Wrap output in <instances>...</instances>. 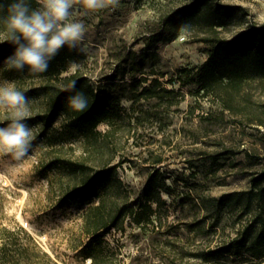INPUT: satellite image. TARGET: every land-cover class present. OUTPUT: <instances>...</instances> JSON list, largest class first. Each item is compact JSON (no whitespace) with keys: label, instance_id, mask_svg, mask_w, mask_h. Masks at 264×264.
Segmentation results:
<instances>
[{"label":"rangeland","instance_id":"rangeland-1","mask_svg":"<svg viewBox=\"0 0 264 264\" xmlns=\"http://www.w3.org/2000/svg\"><path fill=\"white\" fill-rule=\"evenodd\" d=\"M192 1L118 0L114 8L95 13L81 9L76 19L85 25L84 40L60 78L51 80V88L64 86L62 79L73 73L81 76L85 96L92 87L106 97L114 127L102 143L71 130L64 113L53 126L65 121L64 141L74 145L65 148L67 157L117 164L112 201L144 202L146 187L155 180L151 201L162 223L141 227L127 220L123 231L112 229L104 236L123 264H264V256H254L250 243L238 255L218 250L252 218L241 210L242 202H223L264 172V74L253 55H244L240 60L253 61L244 80L237 75L235 82L215 84L203 94L201 82L180 70L189 67L195 73L209 56L210 41L232 38L249 23L264 24V0H214L207 9L172 20ZM217 4L240 10L218 22ZM7 57H0V82H15L29 98L25 122L33 140L29 155L19 161L0 154V226H23L63 264H78L72 257L74 238L85 209L98 196L63 199L59 190L50 189L49 179L60 172L46 166L50 155L38 137L44 127L39 113L49 100L47 83L26 70H10ZM153 77L182 90L184 100L178 102L179 95L134 100L131 83L141 90ZM179 77L189 82L181 86ZM7 123L0 114V126ZM108 127L106 120L98 124L103 132ZM158 156L162 161L154 163Z\"/></svg>","mask_w":264,"mask_h":264},{"label":"trees","instance_id":"trees-1","mask_svg":"<svg viewBox=\"0 0 264 264\" xmlns=\"http://www.w3.org/2000/svg\"><path fill=\"white\" fill-rule=\"evenodd\" d=\"M10 2L11 0H0L5 8ZM213 4L214 0H193L183 7L178 15L172 17V20L178 18L180 14L185 15L202 8L207 9ZM35 6L33 0V7ZM216 8L218 22H222L221 20L226 16L238 14L240 10L239 7L231 4H217ZM12 51L13 48L10 44L0 43V57L9 56ZM74 54V49L70 50L67 47L61 49L50 62L48 70L44 73H37L47 83L44 88L49 96L46 109L39 113V120L43 122L44 127L41 128L38 137L43 139L47 145L44 153L50 155L46 166L51 169L57 168L60 172L59 175L49 179L50 189L59 190L63 199L74 196L89 199L98 196V201L92 202L85 209L81 230L74 238L72 257L79 259L78 264H123L118 253L109 247L104 236L112 229L123 231L127 220L135 222L141 227H146L149 223L153 225L162 223V218L153 209L151 201L153 200L152 192L156 187L155 180L149 181L145 190L144 202L133 205L127 200L120 201L119 198L112 201L111 196L114 191L111 190V185L116 181L117 164L110 162L91 164L87 160V156L67 157L64 155L65 148L73 149L74 145L64 141L63 126H65V121L60 125L61 128L53 126L61 113L65 114L66 119L64 120L69 121L70 129L81 133L86 139L94 137L96 141L101 139L103 143L114 127L113 118L106 108V97L102 95L99 88L95 90L91 87L90 95L86 96L88 108L85 111L76 112L69 108L68 98L74 94V91L71 90L73 82L76 86L75 91L81 92L83 89L84 79L81 76L73 73L62 79L66 82L64 86H57L54 90L51 88V80L60 78L66 65L74 58ZM244 55H253L259 63L258 72L264 74V24L249 23L232 38L218 37L210 41L209 56L195 73L189 67H183L180 70L190 80L198 79L201 82L200 87L204 89L203 94H206L215 84L228 85L235 82L237 75L241 77V81L244 80L243 74L252 69L253 63L250 60H240ZM179 78L181 86L189 82L183 77ZM131 86L135 92L134 100H139L143 96L147 99L160 101L169 95H179L178 102H181L185 98L182 90L176 91L174 87L164 85L159 77H153L141 90L136 83H131ZM104 120L108 122L109 127L103 132L98 129V124ZM57 134H60L63 139ZM85 152L87 154V151ZM161 161V157L158 156L153 162ZM64 175L66 179H63ZM54 181L58 183L55 189H53ZM100 186L102 187L101 192H99ZM156 200L161 201V195H158ZM237 202H242L241 210L250 213L252 218L238 235L229 242L220 245L218 250L223 254L233 252L238 255L241 253V249L250 243L253 247V255L262 257L264 256V172L252 177L248 189L225 196L223 203L232 205ZM87 259H89L88 262ZM0 264L63 263L60 257L42 247L23 226L16 229L1 225Z\"/></svg>","mask_w":264,"mask_h":264},{"label":"clouds","instance_id":"clouds-1","mask_svg":"<svg viewBox=\"0 0 264 264\" xmlns=\"http://www.w3.org/2000/svg\"><path fill=\"white\" fill-rule=\"evenodd\" d=\"M11 0L6 8L0 3V43H8L13 51L4 63L11 70L44 73L61 49L79 47L85 37V25L76 14L95 13L115 7L118 0ZM68 106L76 112L88 108L83 92L75 91ZM29 98L13 81L0 82V114L8 123L0 126V154L17 161L32 149L33 132L25 122L29 117Z\"/></svg>","mask_w":264,"mask_h":264}]
</instances>
